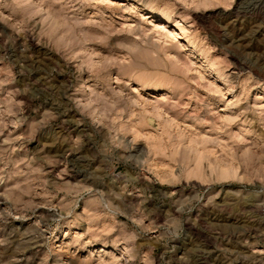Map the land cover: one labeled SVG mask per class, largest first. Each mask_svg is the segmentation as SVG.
<instances>
[{
    "label": "rangeland",
    "instance_id": "rangeland-1",
    "mask_svg": "<svg viewBox=\"0 0 264 264\" xmlns=\"http://www.w3.org/2000/svg\"><path fill=\"white\" fill-rule=\"evenodd\" d=\"M0 264H264V0H0Z\"/></svg>",
    "mask_w": 264,
    "mask_h": 264
},
{
    "label": "bare ground",
    "instance_id": "bare-ground-1",
    "mask_svg": "<svg viewBox=\"0 0 264 264\" xmlns=\"http://www.w3.org/2000/svg\"><path fill=\"white\" fill-rule=\"evenodd\" d=\"M201 66V65H200ZM202 67V66H201Z\"/></svg>",
    "mask_w": 264,
    "mask_h": 264
}]
</instances>
